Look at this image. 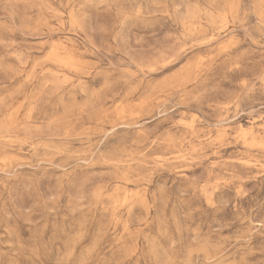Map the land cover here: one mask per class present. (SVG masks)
Returning <instances> with one entry per match:
<instances>
[{"label": "rangeland", "instance_id": "rangeland-1", "mask_svg": "<svg viewBox=\"0 0 264 264\" xmlns=\"http://www.w3.org/2000/svg\"><path fill=\"white\" fill-rule=\"evenodd\" d=\"M0 264H264V0H0Z\"/></svg>", "mask_w": 264, "mask_h": 264}]
</instances>
